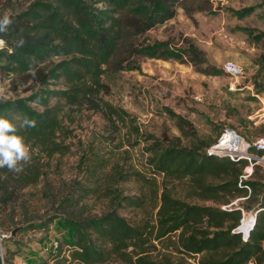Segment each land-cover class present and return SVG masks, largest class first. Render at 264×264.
I'll return each instance as SVG.
<instances>
[{
	"label": "trees",
	"instance_id": "obj_1",
	"mask_svg": "<svg viewBox=\"0 0 264 264\" xmlns=\"http://www.w3.org/2000/svg\"><path fill=\"white\" fill-rule=\"evenodd\" d=\"M180 8L194 18L212 2L32 0L9 14L13 23L0 33L5 41L0 79L10 78L15 91L28 85L25 91L31 94L0 104V116H27L36 127L19 131L31 145V163L18 173L0 168V226L8 211L19 208L20 222H31L27 189L43 183L42 196L55 212L50 221L73 229L71 239L34 264H264V168L255 166L253 176L243 179L245 160L209 154L223 130L218 138H202L191 122L170 111L181 135L163 131L158 136L105 99L109 80L124 71H141L145 58H174L208 75L221 72L191 39L177 48L146 37ZM254 10L249 6L234 13L245 17ZM21 39L24 44L17 47ZM85 110L99 113L106 123L100 136L78 147L77 175L63 186L50 176L52 159L71 152L65 122H74ZM138 146L147 170L130 164ZM132 180L146 190L127 194L123 185ZM173 180L187 181L190 196L204 203L175 195L168 183ZM243 209L258 211L247 241L234 231ZM124 211L142 216L132 219Z\"/></svg>",
	"mask_w": 264,
	"mask_h": 264
},
{
	"label": "rangeland",
	"instance_id": "obj_2",
	"mask_svg": "<svg viewBox=\"0 0 264 264\" xmlns=\"http://www.w3.org/2000/svg\"><path fill=\"white\" fill-rule=\"evenodd\" d=\"M30 1L0 0V12H17ZM211 2V9L195 12L194 18L180 8L175 18L149 31L146 37L151 42L170 41L177 48L183 46L185 38L191 39L205 51L207 63L221 70L218 75L197 71L192 64L174 58H145L141 71H124L108 79L111 91L105 99L136 116L149 132L158 136L163 131L181 135L175 117L170 114L172 111L191 122L202 138H218L224 128H231L246 139L254 140L264 135V0ZM249 6H255V10L245 17L234 13V10ZM227 60L237 62L245 70L246 77L235 90L230 87L232 79L223 71ZM0 85L6 87L11 99L31 94V90L25 91L28 85L15 91L7 77L0 79ZM196 95L201 99H196ZM105 123L99 113L86 110L76 115L74 122H65L71 131L68 142L73 145L70 153L57 154L52 159L50 176L53 182L64 186L76 177L78 147L91 141L93 136H100ZM132 157L130 164L133 167L147 170L144 169L146 155L143 156L141 146L133 149ZM168 183L175 195L192 203H204L190 196L187 181ZM123 187L127 194L146 190L143 183L136 180ZM42 188L43 183H40L27 189L26 198L32 204L31 222H20L23 214L19 208L15 213L8 211L1 224L8 230L17 229L14 240L3 243L4 264H9V260L11 264H34L46 258L50 248L72 237L73 229L64 227L58 219L50 221L55 212L42 196ZM207 203L212 204L211 201ZM122 214L132 219L142 216L140 211H124ZM9 218L20 223L14 224ZM40 225L46 227L41 228Z\"/></svg>",
	"mask_w": 264,
	"mask_h": 264
},
{
	"label": "built area",
	"instance_id": "obj_3",
	"mask_svg": "<svg viewBox=\"0 0 264 264\" xmlns=\"http://www.w3.org/2000/svg\"><path fill=\"white\" fill-rule=\"evenodd\" d=\"M223 70L232 79L230 82L231 89H237L245 77V70L243 66L233 60H227L223 65ZM247 87L251 88L250 85ZM196 99H201L199 95ZM264 150V135L255 138L254 140L246 139L242 134L231 128H224L217 141L207 149L209 154H216L225 156L229 159L245 160L246 165L243 170V179H248L253 176L255 166H264V155H259L258 152ZM233 203H236L233 202ZM258 211L255 209L242 211V217L239 225L234 231L241 234L242 239L247 241L250 237L251 231L255 228L257 223ZM11 232L0 226V259L4 264V246L3 243L10 238Z\"/></svg>",
	"mask_w": 264,
	"mask_h": 264
},
{
	"label": "clouds",
	"instance_id": "obj_4",
	"mask_svg": "<svg viewBox=\"0 0 264 264\" xmlns=\"http://www.w3.org/2000/svg\"><path fill=\"white\" fill-rule=\"evenodd\" d=\"M13 23L9 14L0 17V33H4ZM24 40L17 42V47H22ZM5 46V41L0 39V48ZM9 99L6 87L0 85V104L7 103ZM36 121L27 116L22 118H8L0 116V168L9 171L21 172L24 167L31 163V145L26 143L25 137L19 134L22 128H34Z\"/></svg>",
	"mask_w": 264,
	"mask_h": 264
},
{
	"label": "water",
	"instance_id": "obj_5",
	"mask_svg": "<svg viewBox=\"0 0 264 264\" xmlns=\"http://www.w3.org/2000/svg\"><path fill=\"white\" fill-rule=\"evenodd\" d=\"M16 232H17V229L16 230H14V231H12V236H15L16 235Z\"/></svg>",
	"mask_w": 264,
	"mask_h": 264
}]
</instances>
